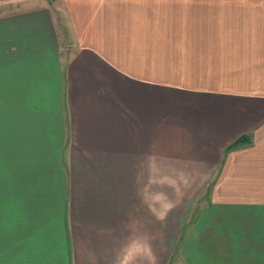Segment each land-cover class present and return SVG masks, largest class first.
Returning <instances> with one entry per match:
<instances>
[{
  "label": "crops",
  "instance_id": "1",
  "mask_svg": "<svg viewBox=\"0 0 264 264\" xmlns=\"http://www.w3.org/2000/svg\"><path fill=\"white\" fill-rule=\"evenodd\" d=\"M0 264H264V0H0Z\"/></svg>",
  "mask_w": 264,
  "mask_h": 264
},
{
  "label": "rangeland",
  "instance_id": "2",
  "mask_svg": "<svg viewBox=\"0 0 264 264\" xmlns=\"http://www.w3.org/2000/svg\"><path fill=\"white\" fill-rule=\"evenodd\" d=\"M187 179H184L180 174L175 176L162 175V180L165 181L162 183L165 184H181ZM213 182L212 179L209 180L205 187H162L161 243L162 246H166L167 252L173 248L174 254H176L179 246L185 241L190 224L197 219L195 211L200 206L205 205L210 198ZM200 220L201 217L197 222Z\"/></svg>",
  "mask_w": 264,
  "mask_h": 264
},
{
  "label": "trees",
  "instance_id": "3",
  "mask_svg": "<svg viewBox=\"0 0 264 264\" xmlns=\"http://www.w3.org/2000/svg\"><path fill=\"white\" fill-rule=\"evenodd\" d=\"M249 137L247 136V134H243L240 137H238L231 145L228 146V148H230L231 146H235V145H240L243 143H247L249 142Z\"/></svg>",
  "mask_w": 264,
  "mask_h": 264
}]
</instances>
